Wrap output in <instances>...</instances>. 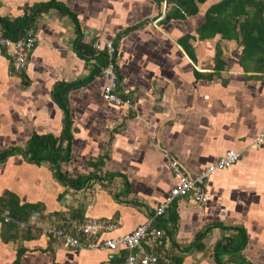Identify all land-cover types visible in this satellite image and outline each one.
<instances>
[{
    "label": "crops",
    "instance_id": "1",
    "mask_svg": "<svg viewBox=\"0 0 264 264\" xmlns=\"http://www.w3.org/2000/svg\"><path fill=\"white\" fill-rule=\"evenodd\" d=\"M48 1L0 0V16L16 19ZM57 1L76 15L82 43L92 48L94 43L117 44L119 94L130 100V107L104 99L101 72L72 86L90 77L96 65L91 57L98 52L87 53L89 61L78 55L74 24L57 8L42 12L28 30L37 41L26 69L16 72L0 48V152L25 149L33 133L50 135L62 156L70 148V160L61 164L68 180L92 175L74 189L57 181L49 162L28 163L18 155L0 164V198L6 202L15 194L19 206L41 205L33 210L38 212L33 221V213L27 221L5 223L0 217V264H12L18 250L20 264H121L122 248H67L47 237L42 226L69 228L74 221L106 220L115 225L110 235L128 233L153 213L176 182L169 158L198 174L228 151L239 153V160L209 177L206 204L195 203L193 192L177 197V219L166 212L165 236L146 248L184 253L198 231L236 220L232 224L247 231L245 258L251 262L250 257L264 256V141H253L264 132V70H244L242 48L233 40L185 38L195 35L207 9L221 0H207L197 14L167 22L165 1L161 6L155 0ZM66 118L70 124L63 137ZM0 209L11 212L7 206ZM219 229L208 231L203 246L183 254L180 264H216L214 246L225 235L221 231L215 238ZM229 259L224 257V264Z\"/></svg>",
    "mask_w": 264,
    "mask_h": 264
},
{
    "label": "trees",
    "instance_id": "2",
    "mask_svg": "<svg viewBox=\"0 0 264 264\" xmlns=\"http://www.w3.org/2000/svg\"><path fill=\"white\" fill-rule=\"evenodd\" d=\"M158 6L165 1L166 13L163 18L165 22L171 19H186L189 16L198 13V5L205 3L207 0H155ZM51 8H57L61 15L68 16L74 24L75 31L77 34L74 50L77 51L81 58L88 60L87 53L98 52L95 57H91L96 63L95 69L91 71L90 77L86 79L84 83L79 85L73 84L72 86L78 87L92 80V78L101 72V69L107 64L106 54L102 51H95L92 45H87L82 43L81 29L79 26L78 19L75 14L72 13L64 4L59 3L57 0H49L48 2H42L34 5L33 7L26 10L24 16L11 19L8 17L0 16V33L3 36L11 39L12 41H18L26 37L28 30L34 27L36 18L42 13L47 12ZM140 26L133 27L124 31L125 34L133 29L139 28ZM198 37L199 40H209L216 36H220L221 39L227 41H235L240 44L241 49L239 64L244 70H253L254 72H261L264 70V0H221L217 4L209 7L204 15V22L201 26L196 29L195 35L186 34L185 38ZM186 42V41H185ZM184 42V45H185ZM115 54L113 57V63L115 64V69L118 76V82L120 80L119 73L116 66L117 57V44H114ZM217 47H219L217 45ZM220 48V47H219ZM188 49V46H187ZM219 54L220 49H218ZM91 58L89 60H91ZM88 60V61H89ZM87 61V62H88ZM220 62V61H219ZM221 66V65H220ZM219 66V67H220ZM93 67V68H94ZM101 74V73H100ZM68 87V86H67ZM64 113H67V105L65 102L60 103ZM66 117V116H65ZM70 122V121H69ZM68 118L65 119V128L63 130V137L66 135V127L70 124ZM71 142H69L70 145ZM55 141L50 135L41 136L33 133L30 138L27 147L23 149L22 147H10L2 152H0V164L6 163L10 158L14 156L21 155L25 158L28 163L41 164L42 162H49L52 166L53 173L57 181L61 184L67 185L74 189H79L80 185L78 182L88 181L92 178L89 175L86 178H80L79 181L68 180L61 172V164L68 162L70 154V148H67V152L64 156L61 155L62 150L60 147H54ZM68 145V146H69ZM60 148V149H59ZM11 199L0 198V206H7L11 208L12 218L16 220L27 221L30 215L35 209H41L40 203H27L24 206H19L18 197L12 194ZM4 208V207H3ZM167 213H171V218L175 221L178 217L176 205L173 201ZM66 226L65 220L59 221ZM158 227L162 228V217L158 219ZM18 225L15 222H11L10 226ZM58 226V225H57ZM62 227V226H59ZM220 228L221 230H234L232 235L225 236L222 235L219 240L215 243L214 251L216 264H224L225 252H239L247 244V231L244 226H224L222 222H214L208 225L204 229L197 232L194 241L187 247H185L186 252L192 251L193 249H200L202 245L203 237L212 228ZM65 228V227H64ZM168 233V232H167ZM169 234V233H168ZM186 252L179 251L176 253H171L170 260L171 264H180L181 259H183ZM18 254L17 258L12 264H20L21 257L23 254L20 250L16 252ZM235 262L236 264H252L249 260L244 257H240L238 260L229 259L230 262Z\"/></svg>",
    "mask_w": 264,
    "mask_h": 264
},
{
    "label": "built area",
    "instance_id": "3",
    "mask_svg": "<svg viewBox=\"0 0 264 264\" xmlns=\"http://www.w3.org/2000/svg\"><path fill=\"white\" fill-rule=\"evenodd\" d=\"M34 31L30 30L26 37L18 41H12L0 34V48H3L10 57L16 72L23 71L28 66L31 53L36 44ZM93 48L106 54L107 64L101 69L102 78L106 82L103 91L104 99L116 107H130V100L119 94L118 76L113 63L115 47L112 41L94 43ZM259 145L264 141V132L253 140ZM239 160V153L228 151L211 165L203 168L198 174H190L179 160L168 159V168L176 182L170 187L164 199L160 201L152 214L138 224L132 231L110 235L115 230V225L106 220H88L84 223L72 222L69 228L56 225L42 226L43 231L50 239L59 240L67 248L97 249L105 251L118 250L126 252L121 264H171V258L167 253H158L148 250L146 245H155V241L165 236L162 228L158 227V219L168 211L170 204L177 197L188 196L193 192V201L204 205L208 200L207 182L216 171H222L232 167ZM38 216L33 211L32 221ZM0 217L3 222L12 221L9 210L0 209ZM25 223H23L24 225ZM109 234V235H108Z\"/></svg>",
    "mask_w": 264,
    "mask_h": 264
},
{
    "label": "rangeland",
    "instance_id": "4",
    "mask_svg": "<svg viewBox=\"0 0 264 264\" xmlns=\"http://www.w3.org/2000/svg\"><path fill=\"white\" fill-rule=\"evenodd\" d=\"M205 205V204H204ZM203 206V205H202ZM41 218H44V216L41 214ZM234 221H236V220H224L223 222H227L226 224H227V226H236V224H232ZM238 221H241V222H246V223H244V224H246L248 227H249V225L251 226V225H255L254 223H249L248 222V220L247 219H239V220H237V222ZM44 224H46V223H44ZM53 224H56V223H53ZM52 224V225H53ZM47 225V224H46ZM48 225H50V224H48ZM47 225V226H48ZM246 229V228H245ZM221 231L223 232V234H225V236H230V235H232V232H234V230H221V229H219V231H217V235H215V238L216 237H218L219 236V233L221 234ZM225 231V232H224ZM227 234V235H226ZM221 236V235H220ZM220 238V237H219ZM215 240V239H214ZM219 240V239H218ZM212 244L214 245V241H212ZM213 245H212V247H213ZM211 246V245H210ZM211 247H210V251H211ZM246 248H242L241 249V251H237V252H232V251H229V250H227L228 252H225V255L227 254V257L228 258H231L232 260H238V259H240V257H244V256H246L245 255V252H244V250H245ZM207 251V250H206ZM207 254H208V251H207ZM250 255H251V253H249ZM222 257H225V256H222ZM251 258V262H252V264H257L258 263V261L260 260V259H263L264 258V256H259V258H253V257H250ZM247 260H248V258H246ZM3 260H6V259H3ZM260 264V263H259ZM262 264V263H261ZM264 264V263H263Z\"/></svg>",
    "mask_w": 264,
    "mask_h": 264
}]
</instances>
